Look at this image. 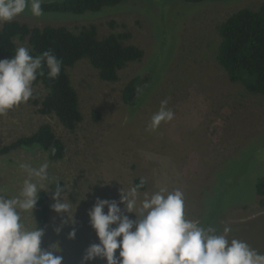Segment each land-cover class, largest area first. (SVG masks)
Masks as SVG:
<instances>
[{"label": "rangeland", "instance_id": "rangeland-1", "mask_svg": "<svg viewBox=\"0 0 264 264\" xmlns=\"http://www.w3.org/2000/svg\"><path fill=\"white\" fill-rule=\"evenodd\" d=\"M63 1L42 0V4ZM262 4L264 0L199 4L126 0L99 12L42 11L34 16L28 10L12 20L30 27H64L74 33L95 25L99 37L130 33V43L144 53L140 61L119 71V80L112 84L99 80L85 61L69 70L83 116L73 132L62 127L55 115L38 113L39 107L30 102L0 116V148L44 124L66 147L64 158L57 162L49 161L39 149H18L0 157V194L9 198L19 194L26 179L21 163L39 167L47 162L49 175L66 186L65 199L72 203L75 223L64 224L59 234L54 229L67 214L51 208L55 183L44 191L49 194V223L42 247L58 242L61 251L56 255L63 257L62 264H81L85 250L99 243L88 216L96 199L119 202L120 190H130L137 178L146 180L138 191V206L145 193L179 189L187 219L214 227L217 234L228 226L229 240L245 241L264 254V198L255 189L256 182L264 179V98L248 92L240 82L231 83L216 60L217 27L233 13L256 10ZM13 41L16 49H30L26 41ZM136 76L144 84L135 106L129 107L121 93ZM33 93L42 101L47 91L38 83ZM165 99L174 119L155 131L147 130ZM119 206L123 212L124 205ZM124 214L136 219L134 213ZM22 222L36 228L35 208L33 216L22 214ZM73 228L76 236L69 239ZM88 264L106 261L96 258Z\"/></svg>", "mask_w": 264, "mask_h": 264}, {"label": "clouds", "instance_id": "clouds-1", "mask_svg": "<svg viewBox=\"0 0 264 264\" xmlns=\"http://www.w3.org/2000/svg\"><path fill=\"white\" fill-rule=\"evenodd\" d=\"M41 4L42 0H0V24L11 22L28 10L40 16ZM30 53L29 48L21 46L11 58L0 59V116L33 97V82L38 74H44V66L50 79L60 75L62 61L51 50L37 56ZM167 105V99L161 101L147 130L155 131L161 123L174 119L175 114ZM19 167L26 173L19 194L11 198L0 194V264H62L63 257L56 255L61 251L59 243L43 248L44 229L26 227L22 214L33 216L38 194L54 182L51 208L57 214H67V219L54 229L59 234L64 224L75 223L72 203L65 199L67 188L49 175L47 162L39 167L21 163ZM145 183L142 178L130 190L122 188L119 202L96 199L88 216L99 243L85 250L81 264L96 258L104 259L106 264H264V254L245 241L228 239L230 227L225 226L217 234L216 228L187 219L184 194L179 189L169 192L161 188L151 195L145 193L138 206V191ZM120 204L124 205L123 212ZM125 212L134 213L136 219H130ZM75 236L73 228L68 238Z\"/></svg>", "mask_w": 264, "mask_h": 264}, {"label": "trees", "instance_id": "trees-1", "mask_svg": "<svg viewBox=\"0 0 264 264\" xmlns=\"http://www.w3.org/2000/svg\"><path fill=\"white\" fill-rule=\"evenodd\" d=\"M126 0H64L60 3L41 4L43 12L70 13L75 15L84 12H99L104 8L113 7ZM188 4L216 2L220 0H182ZM113 26L112 23L109 24ZM218 52L216 60L224 70L231 83H242L245 89L264 98V4L258 9H242L230 15L218 27ZM217 34V35H218ZM14 39L26 41L31 55L37 56L51 50L62 61L60 75L50 79L46 66L43 75H37L33 85L40 83L47 91L42 101L36 99L35 93L28 102L39 107L42 115L53 114L65 129L73 132L82 122L80 102L77 90L72 84L69 70L77 63L85 61L97 73L99 80L116 83L119 71L129 63L140 61L143 51L130 43L131 34H109L99 37L95 25L83 27L74 33L64 27L42 28L30 27L25 23L11 21L0 27V59L15 55ZM144 80L139 76L132 78L122 89L123 104L133 107ZM55 149L53 153L52 149ZM43 151L48 160L57 162L64 158L66 147L59 140L53 129L41 125L28 136H23L0 148V157L14 150ZM140 178L134 180L139 185ZM144 188L141 187L139 191ZM55 185L51 186V190ZM257 196L264 198V179L255 184ZM35 206L36 228H45L49 223L48 192H40Z\"/></svg>", "mask_w": 264, "mask_h": 264}]
</instances>
